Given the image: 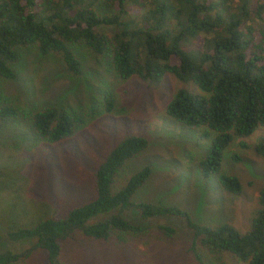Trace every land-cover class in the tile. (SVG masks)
<instances>
[{
  "label": "trees",
  "instance_id": "1",
  "mask_svg": "<svg viewBox=\"0 0 264 264\" xmlns=\"http://www.w3.org/2000/svg\"><path fill=\"white\" fill-rule=\"evenodd\" d=\"M28 45L42 54H57L71 75L82 72L76 47L83 46L92 53H107L121 78L157 82L170 73L190 82L195 89L176 88L164 110L210 139L197 161L198 173L201 177L216 174L227 192L237 194L241 189L235 174L221 170V154L230 142L261 128L263 135L251 149L264 159V0H0V78L16 76L19 48ZM105 98L110 108V96ZM18 111L28 116L35 133L49 144L69 137L83 121L74 108L64 106L21 109L0 91V117H15ZM147 143L140 133L122 136L95 168L94 196L62 214L57 215L48 201L43 204L26 197L45 211L37 221L21 223L20 213L12 215L17 211L13 205V211L4 214L6 219L11 217L9 221L0 217L14 244L0 251V264H14L36 248L45 250L48 264H68L61 241L73 234L123 240L124 235L147 232L148 223L122 215L132 208L143 219L181 217L195 253L200 245L246 264H264V183L245 229L226 221L198 224L176 205L133 198L149 178L148 164L118 186L122 167ZM239 143L246 145L243 140ZM238 158L232 155L233 160ZM2 174L0 168V194L10 184ZM13 190L8 192L12 202L22 195ZM154 226L164 238L175 232L167 223ZM196 260L205 264L198 255Z\"/></svg>",
  "mask_w": 264,
  "mask_h": 264
},
{
  "label": "rangeland",
  "instance_id": "2",
  "mask_svg": "<svg viewBox=\"0 0 264 264\" xmlns=\"http://www.w3.org/2000/svg\"><path fill=\"white\" fill-rule=\"evenodd\" d=\"M19 50L16 76L0 78V91L7 99L21 109L47 104L74 108L83 121L69 137L49 144L35 133L24 112L0 117V168L2 176L10 178L8 184L14 186L9 184L0 194L2 219H6V212L13 211V205L17 211L12 215L18 212L21 223H32L45 211L37 202L48 201L58 215L92 198L94 171L100 160L122 136L140 133L147 137V146L122 167L118 186L131 172L148 164L149 178L133 196L135 200L176 205L198 224L226 221L241 230L248 226L258 188L264 183V159L251 149L263 135L261 128L236 137L222 151L221 170L235 174L241 184L240 191L233 194L220 186L216 174L201 177L198 173L197 161L210 139L199 136L197 128L174 120L164 110L176 88L195 89L190 82L170 73L157 82L137 76L121 78L111 67L107 53H92L83 46L76 47L82 61L79 75L64 69L55 53L42 54L34 45ZM105 95L110 96V108ZM242 140L245 146L240 145ZM233 154L239 158L233 160ZM14 188L22 195L12 202L8 192ZM26 197L37 202L24 200ZM122 215L133 222L145 221L150 226L148 231L124 235L123 240L73 234L61 241L66 263L199 264L198 255L205 264H246L225 252H208L200 245L196 253L192 251L191 234L181 217L143 219L135 208L124 210ZM10 219L8 216L6 221ZM159 222L175 227L171 237L159 234L154 226ZM13 245L0 221V251ZM14 264H48L46 252L36 248Z\"/></svg>",
  "mask_w": 264,
  "mask_h": 264
}]
</instances>
